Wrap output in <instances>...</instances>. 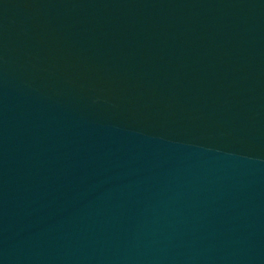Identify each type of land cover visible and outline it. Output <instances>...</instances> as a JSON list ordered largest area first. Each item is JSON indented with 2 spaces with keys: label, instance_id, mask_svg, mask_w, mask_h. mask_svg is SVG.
I'll return each instance as SVG.
<instances>
[{
  "label": "water",
  "instance_id": "1",
  "mask_svg": "<svg viewBox=\"0 0 264 264\" xmlns=\"http://www.w3.org/2000/svg\"><path fill=\"white\" fill-rule=\"evenodd\" d=\"M0 264H264V0H0Z\"/></svg>",
  "mask_w": 264,
  "mask_h": 264
}]
</instances>
